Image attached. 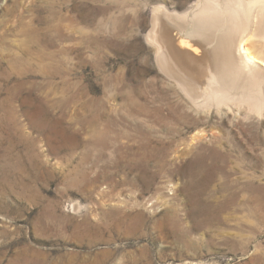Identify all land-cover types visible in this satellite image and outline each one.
I'll use <instances>...</instances> for the list:
<instances>
[{
  "label": "rangeland",
  "instance_id": "rangeland-1",
  "mask_svg": "<svg viewBox=\"0 0 264 264\" xmlns=\"http://www.w3.org/2000/svg\"><path fill=\"white\" fill-rule=\"evenodd\" d=\"M258 1L0 0V264H264ZM209 2L254 15L221 101L154 47Z\"/></svg>",
  "mask_w": 264,
  "mask_h": 264
},
{
  "label": "bare ground",
  "instance_id": "bare-ground-1",
  "mask_svg": "<svg viewBox=\"0 0 264 264\" xmlns=\"http://www.w3.org/2000/svg\"><path fill=\"white\" fill-rule=\"evenodd\" d=\"M257 3H262L263 7H260L264 10V0H259ZM201 11V19L183 28L188 34L182 33L180 39L173 36L171 31L164 29L163 22L158 21L159 43L154 40L157 60L166 74L172 73L181 76V78L176 77V82L184 92L188 93L191 90V84L198 85L207 76L211 87L215 88L210 97L219 101L227 100L230 90L238 87L240 79L244 78L246 72L253 76V70L250 69L249 63L241 54L242 47L237 45L236 39L238 30L245 32L244 27L241 25L248 24L247 27H250L251 24L249 23H252L251 17L253 18L254 15L249 8L245 10V13L242 10L239 13L236 10L229 13L228 9L221 11L213 2L207 3ZM222 16L229 17V21L236 19H242L243 21L240 23L241 25H228L229 23H225V26L213 28L214 31H217L216 35L213 38L209 37L213 40L210 41L209 39L208 41L206 36H209L211 33L209 29L213 27L210 28L209 24L224 18ZM261 22L264 23V16L260 18V24ZM154 27L156 28L157 24L153 25ZM254 38H256L254 34L250 39L243 38V44L255 40ZM247 50L252 61L264 65V58L253 55L249 48ZM249 78L251 77L249 76ZM254 79L249 82L254 84ZM256 98L264 101V94Z\"/></svg>",
  "mask_w": 264,
  "mask_h": 264
}]
</instances>
